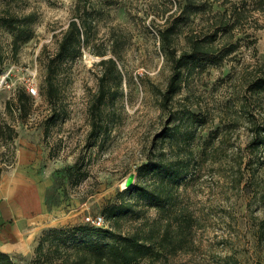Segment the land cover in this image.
I'll list each match as a JSON object with an SVG mask.
<instances>
[{
	"label": "rangeland",
	"instance_id": "1",
	"mask_svg": "<svg viewBox=\"0 0 264 264\" xmlns=\"http://www.w3.org/2000/svg\"><path fill=\"white\" fill-rule=\"evenodd\" d=\"M222 1L215 9L224 7ZM76 3L0 0V16L33 19L27 26L31 37L18 47L0 23V190L17 200L2 213L0 226L33 214L38 240L46 238L43 251L35 247L25 264H58L51 245L71 251L81 241L95 240L94 233H74L72 227L84 223L87 214H104L103 204L126 188L130 173H135L132 184L137 181L138 166L148 157L178 150L187 156L190 172L177 204L198 221L188 250L151 264H264V239L258 238L264 146L251 145L255 128L264 127V91L251 87L264 72V11L249 0L247 19L233 37L237 49L220 63L185 67L181 89L163 107L172 60L160 30L181 13L179 1L89 0L94 27L82 54L58 64V98L51 102L47 62L75 16ZM207 14L177 29L172 40L177 56L189 48L191 33L212 31ZM227 37L220 35L217 44ZM108 56L116 59L122 81L113 84L115 98L103 107L104 126L94 137L90 107L100 85L98 61ZM21 93L29 99L20 100ZM54 113L59 116L52 121ZM155 215L153 208L146 214ZM139 221L127 220L122 228Z\"/></svg>",
	"mask_w": 264,
	"mask_h": 264
},
{
	"label": "trees",
	"instance_id": "2",
	"mask_svg": "<svg viewBox=\"0 0 264 264\" xmlns=\"http://www.w3.org/2000/svg\"><path fill=\"white\" fill-rule=\"evenodd\" d=\"M178 1L181 13L160 30L165 52L172 60V73L162 93L163 107L181 89L185 67L195 68L205 63H220L237 49L238 44L233 41L234 33L247 19L250 11L249 0H225L220 4L224 6L222 9H215V2L219 0ZM250 1L255 9L264 11V0ZM87 2L89 0H77L75 16L63 31L55 55L47 62L46 96L51 102H56L58 98V87L55 84L58 64L82 54V44L89 40L90 31L94 27ZM205 13H208V20H211L212 31L203 35L191 33L188 36L189 48L177 56L172 44L177 29L182 24H190L193 16ZM32 21L30 15L0 16V23L6 25L14 34V47L31 37L27 26ZM223 34L228 36V41L219 46L217 39ZM113 51L116 53L114 49ZM98 64L102 67L100 85L90 107L92 123L89 134L94 137L100 135L104 126L103 107L109 99L115 98L111 90L116 83L120 85L122 81V72L113 56L100 59ZM251 87L257 92L264 91V72L251 82ZM19 96L20 100L22 96L29 99L26 93ZM58 116L59 113H54L51 120L55 121ZM187 116L191 117L189 114ZM255 131L251 145L258 149L264 146V127H257ZM153 156L138 166L137 181L134 184L118 192L115 199L107 200L103 204L104 214H101L107 221L105 225L94 226L84 222L72 227L74 233H94L97 236L95 240L81 241L71 251L58 243L51 245L50 250L57 256L58 264H151L164 261L169 254L188 250V244L193 241L191 233L198 217L191 210L177 204L178 191L189 177L187 156L180 150L172 156H166L163 151ZM75 166L76 163L70 165L67 171ZM67 175L70 176V173ZM151 208L156 211L152 218L146 216ZM135 219L140 221L133 227L122 228L125 221ZM258 230V238L264 239V219L259 221ZM45 240V237H41L36 245V250L40 253L44 249ZM0 264L17 263L8 252L0 250Z\"/></svg>",
	"mask_w": 264,
	"mask_h": 264
},
{
	"label": "crops",
	"instance_id": "3",
	"mask_svg": "<svg viewBox=\"0 0 264 264\" xmlns=\"http://www.w3.org/2000/svg\"><path fill=\"white\" fill-rule=\"evenodd\" d=\"M5 192V189L1 188L0 218L3 212L9 211L17 204L15 197L6 199L5 196L10 195ZM35 218L36 215L31 214L24 220H15L9 226H0V250L8 252L17 264H25L26 259L31 258L35 253L40 233V227L32 224L36 220ZM36 232H39L37 236Z\"/></svg>",
	"mask_w": 264,
	"mask_h": 264
},
{
	"label": "built area",
	"instance_id": "4",
	"mask_svg": "<svg viewBox=\"0 0 264 264\" xmlns=\"http://www.w3.org/2000/svg\"><path fill=\"white\" fill-rule=\"evenodd\" d=\"M29 90L32 92H36L35 87L30 86ZM85 222L90 223L91 225L94 226H103L106 224V219L104 217V215H102L101 213L98 214H87L85 216Z\"/></svg>",
	"mask_w": 264,
	"mask_h": 264
},
{
	"label": "water",
	"instance_id": "5",
	"mask_svg": "<svg viewBox=\"0 0 264 264\" xmlns=\"http://www.w3.org/2000/svg\"><path fill=\"white\" fill-rule=\"evenodd\" d=\"M134 176H135V173H133V172L128 175V177H127V179L125 181L126 187H129V186L132 185Z\"/></svg>",
	"mask_w": 264,
	"mask_h": 264
}]
</instances>
